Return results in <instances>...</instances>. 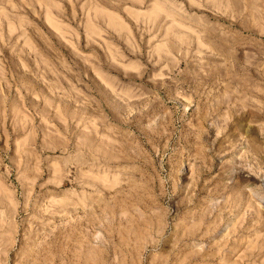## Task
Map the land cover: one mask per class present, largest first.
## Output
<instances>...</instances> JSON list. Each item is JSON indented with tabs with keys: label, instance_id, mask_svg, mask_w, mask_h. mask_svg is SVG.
Masks as SVG:
<instances>
[{
	"label": "rangeland",
	"instance_id": "obj_1",
	"mask_svg": "<svg viewBox=\"0 0 264 264\" xmlns=\"http://www.w3.org/2000/svg\"><path fill=\"white\" fill-rule=\"evenodd\" d=\"M0 264H264V0H0Z\"/></svg>",
	"mask_w": 264,
	"mask_h": 264
}]
</instances>
